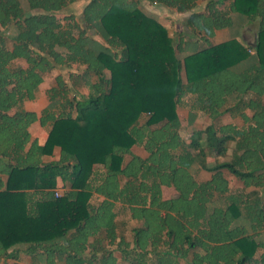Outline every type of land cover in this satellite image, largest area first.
Returning a JSON list of instances; mask_svg holds the SVG:
<instances>
[{
  "label": "trees",
  "instance_id": "16d2710c",
  "mask_svg": "<svg viewBox=\"0 0 264 264\" xmlns=\"http://www.w3.org/2000/svg\"><path fill=\"white\" fill-rule=\"evenodd\" d=\"M80 1L0 0V264H264V0H145L189 13L202 46L143 0H88L81 19ZM236 12L254 44L213 40ZM59 68L75 70L41 112L22 108Z\"/></svg>",
  "mask_w": 264,
  "mask_h": 264
},
{
  "label": "rangeland",
  "instance_id": "374dc122",
  "mask_svg": "<svg viewBox=\"0 0 264 264\" xmlns=\"http://www.w3.org/2000/svg\"><path fill=\"white\" fill-rule=\"evenodd\" d=\"M23 3L27 5L26 0H23ZM76 7L69 9L67 13H72L76 12L77 17L81 19V13H82V8L84 6L83 2H78L75 4ZM205 5V2L200 5L197 9L201 8ZM141 8L147 12L148 14L152 15L156 19L160 20L168 29L170 34L176 39L179 38L180 34H182L187 41L190 42H196L198 45H201V42L198 40L197 35H195L186 25V19L189 15V13H180L176 9H172L169 7H166L164 5H157V4H152L150 2H147L145 0L141 1ZM233 26L228 27V28H221L218 29V36L214 37V41H224L230 38H238L243 41V39H246L248 42L250 41L251 44H254L257 39V33L259 29V23L258 21H249L243 14L236 12L233 13ZM249 26V27H248ZM216 31V32H217ZM97 37V36H96ZM98 38H100L98 36ZM101 39V38H100ZM189 47V46H188ZM178 56L180 58H183L186 53L191 52L190 49L185 48L182 51L179 50ZM73 69V68H71ZM71 69L69 68H59L56 71H53V73L47 78L44 84L40 86L39 89V102H36L33 107H40L45 104L46 97H45V90L47 89L48 86H51V84L55 83V75L56 74H63L66 78H68L69 73L71 72ZM75 70V69H73ZM84 93L87 92V90L83 91ZM44 93V95H43ZM34 103V102H33ZM41 103V104H38ZM187 109L186 108H180V115L183 118L184 121H186L187 117ZM145 118L141 121H144ZM210 118L209 117H199V119L196 121L195 125L192 127L187 128V130L184 131L183 135L187 137L191 132L195 129L198 130L200 129H205L209 123H210ZM241 123L240 121H238ZM134 151L140 155L146 156L147 152L144 150L143 147L136 146L134 148ZM217 160V157L214 154H209V160L208 163L213 164ZM197 166L194 168V172L196 170ZM200 172V171H199ZM198 172L197 177L199 179H205L209 177V174L206 171H201L200 173ZM226 177L230 180L232 188L237 189L242 187L241 181H239L237 178H235L232 174H230L228 171H225ZM60 187V188H59ZM58 189H61L64 191L65 185L58 186ZM164 197L165 198H172L178 196V192L176 189L172 187L165 186L164 188ZM122 207H118L119 209V219L120 220H127L129 213L121 209ZM128 214V215H127ZM10 264H13L12 261H10Z\"/></svg>",
  "mask_w": 264,
  "mask_h": 264
},
{
  "label": "crops",
  "instance_id": "0c3cea01",
  "mask_svg": "<svg viewBox=\"0 0 264 264\" xmlns=\"http://www.w3.org/2000/svg\"><path fill=\"white\" fill-rule=\"evenodd\" d=\"M88 0H82L80 2H83V4L85 5L87 3ZM250 21V20H249ZM249 27V26H248ZM218 36V31L216 32V37ZM244 42H246L247 44H251L250 41L248 42L246 39H243ZM218 42H222V41H218ZM187 54V53H186ZM45 83V82H44ZM43 83V84H44ZM50 86L47 87V89L49 88ZM46 89V90H47ZM46 90H45V97H46ZM44 95V93H43ZM39 97V95H38ZM34 102V103H33ZM36 102H39V99L37 98V100L35 101H26L22 108H24L25 110H33V111H36L38 113L41 112L42 108L46 105V101H45V104L40 106V107H33V105L36 103ZM38 104H41V103H38ZM18 109V108H17ZM232 121H235L237 123H239L238 121L239 120H234L232 119L230 116L226 115L223 117V122L225 123H230ZM30 132H31V135L34 139H37L39 141L40 144L44 143L45 139H46V136H47V128L43 127L39 121H36L34 122L31 126H30ZM60 154H61V149L59 147H56L53 154L52 155H44L43 156V160L45 162H49V161H54V160H57L59 157H60ZM6 178L7 176L6 175H2V179L4 180V182H6ZM63 186L65 185V188L67 187V184L62 181V179L59 177L58 178V186ZM60 188V187H59ZM165 186H163V195H164V189ZM174 188V187H172ZM175 189V188H174Z\"/></svg>",
  "mask_w": 264,
  "mask_h": 264
},
{
  "label": "built area",
  "instance_id": "2783aa9c",
  "mask_svg": "<svg viewBox=\"0 0 264 264\" xmlns=\"http://www.w3.org/2000/svg\"><path fill=\"white\" fill-rule=\"evenodd\" d=\"M62 192H63V191H62L61 189H57V190H56V196H60V195L62 194Z\"/></svg>",
  "mask_w": 264,
  "mask_h": 264
}]
</instances>
